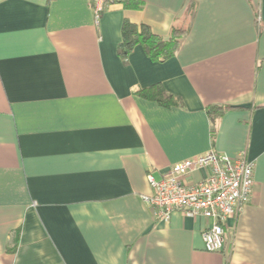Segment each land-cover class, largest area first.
<instances>
[{
    "label": "crops",
    "instance_id": "0c3cea01",
    "mask_svg": "<svg viewBox=\"0 0 264 264\" xmlns=\"http://www.w3.org/2000/svg\"><path fill=\"white\" fill-rule=\"evenodd\" d=\"M141 1L97 21L91 0H0V264H264V0ZM125 20L187 32L168 59L124 58ZM211 149L254 163L218 252L212 221L142 198L148 173Z\"/></svg>",
    "mask_w": 264,
    "mask_h": 264
},
{
    "label": "built area",
    "instance_id": "2783aa9c",
    "mask_svg": "<svg viewBox=\"0 0 264 264\" xmlns=\"http://www.w3.org/2000/svg\"><path fill=\"white\" fill-rule=\"evenodd\" d=\"M125 1L91 0L96 20L110 5ZM202 168L208 170L205 177L194 183L187 181L192 171ZM148 180L153 192L142 198L153 216L168 221L178 211L212 221L202 232L204 248L218 252L227 245V219L236 215L252 197L254 163L248 161L245 151L231 156L211 149L173 164L160 178L150 172Z\"/></svg>",
    "mask_w": 264,
    "mask_h": 264
},
{
    "label": "trees",
    "instance_id": "16d2710c",
    "mask_svg": "<svg viewBox=\"0 0 264 264\" xmlns=\"http://www.w3.org/2000/svg\"><path fill=\"white\" fill-rule=\"evenodd\" d=\"M124 3L132 8H140L142 6L141 0H126ZM186 32L187 28H185V25L174 26L171 34L165 37L154 33L147 24L137 25L129 20H125L122 27V42L119 46V54L126 58L136 44H142L153 59L165 60L175 54L180 45V39ZM148 90L152 92L153 97L161 100H163V96L166 93L157 84ZM225 109L227 107L215 105L209 107L208 112L212 117H215L222 115Z\"/></svg>",
    "mask_w": 264,
    "mask_h": 264
}]
</instances>
